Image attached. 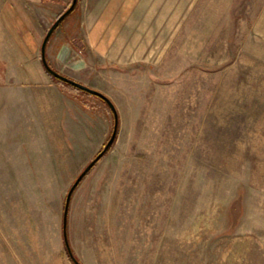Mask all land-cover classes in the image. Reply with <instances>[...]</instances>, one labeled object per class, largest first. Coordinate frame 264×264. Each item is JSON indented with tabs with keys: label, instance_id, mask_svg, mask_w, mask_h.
<instances>
[{
	"label": "rangeland",
	"instance_id": "rangeland-1",
	"mask_svg": "<svg viewBox=\"0 0 264 264\" xmlns=\"http://www.w3.org/2000/svg\"><path fill=\"white\" fill-rule=\"evenodd\" d=\"M50 1L58 14L71 3ZM59 25L50 44L65 42V59L51 47L48 64L117 114L70 195L77 260L264 264V0H77ZM4 54L41 80L2 96L14 131L0 147V264H73L65 197L114 116L49 76L39 48ZM10 96L26 100L21 131L2 116Z\"/></svg>",
	"mask_w": 264,
	"mask_h": 264
},
{
	"label": "crops",
	"instance_id": "crops-1",
	"mask_svg": "<svg viewBox=\"0 0 264 264\" xmlns=\"http://www.w3.org/2000/svg\"><path fill=\"white\" fill-rule=\"evenodd\" d=\"M50 2H51L50 0H0V100H1L0 107L2 106L3 103L2 101H4L6 98V97L2 98V96H4L5 94L4 91L5 85L7 84L21 85L27 83L28 80H32L36 82L38 80H41L38 79L37 76H28L26 74V70H22V67L20 68L19 63L13 64L12 66L18 67V69L15 70L14 72H10L8 69L12 66L10 63L4 62V59L6 58L4 53H9V52L33 53L38 48L40 50V44L47 28L50 26V24L54 21V18L57 17L59 13L58 7L55 8L48 5V3ZM83 21L87 22V19L83 18ZM86 25H87L86 41L88 42L89 45L92 46L96 43L95 41L96 38L92 34L93 30L91 31L90 28L91 26L88 23H86ZM58 28H61L60 25L56 29ZM50 42H51V37L47 40L46 43L45 56L48 50H50V48L52 47L51 50L54 51L56 58L58 60L59 58L65 59V57L59 55L61 50L63 52V47L65 45V42H61V40L58 41V39H55V41L52 42V45L50 44ZM47 57L48 56H46V58ZM24 68L25 65H23V69ZM7 99H9V101L12 100L11 96L9 98L7 97ZM9 101L7 103L8 108H3V112L5 113L4 114L1 113V114H3L2 116H4L5 114L8 113L9 116H15V118L16 116H18V121H19L18 130L21 131L22 130L21 115H25L24 112L26 107L25 97H23L22 103L21 100L19 101L18 110L15 108L13 102L12 101L9 102ZM6 111L8 112L6 113ZM5 128L6 126L3 119V122L2 123L0 122V132H6V135L4 137L0 136L3 138L0 139V144H1L0 147L3 148L4 146H7L10 148L11 147L10 140L8 139L10 133L9 131H14V126L8 123L7 131ZM7 157L9 159L10 155L8 154ZM0 158H1V163L3 164L7 163L6 161L9 162V160L3 155ZM5 158L7 160H5ZM54 258L55 260L58 259L57 257ZM21 262L20 264H44L41 258L39 259L38 257H35L33 255L31 256V259L29 260L24 259V261L22 263ZM48 264H53L51 263L50 259L48 260ZM58 264H67V262L63 258L62 262L59 261Z\"/></svg>",
	"mask_w": 264,
	"mask_h": 264
},
{
	"label": "water",
	"instance_id": "water-1",
	"mask_svg": "<svg viewBox=\"0 0 264 264\" xmlns=\"http://www.w3.org/2000/svg\"><path fill=\"white\" fill-rule=\"evenodd\" d=\"M77 0H71V3L69 4V6L63 10L55 19L54 21L50 24V26L47 28L43 39L41 41L40 44V60L41 63L44 67H46V69H48V71H50L53 75L55 76H59L63 79H66L67 81H69L72 85H75L79 88H81L82 90L92 93L94 95H97L98 97L102 98L111 108L113 116H114V124H113V129L111 132L110 137L108 138L107 142L105 143V145L103 146V149L84 167V169L80 172V174L76 177V179L74 180V182L72 183V185L69 187L66 197H65V201H64V208H63V215H62V229H63V237L64 240H66L65 234V227H66V212H67V207H68V203H69V199H70V195L74 189V187L77 185V183L79 182V180L81 179V177L86 173V171L94 164V162L99 159V157L102 155V153L111 145V143L114 140L115 134H116V129H117V114H116V110L114 105L112 104V102L108 99V97H106L104 94H102L101 92L90 88L82 83H79L73 79H68L62 75H60L58 72L54 71L49 65L48 62L46 60V56H45V47H46V43L47 40L49 38V36L51 35L52 31L54 30V28L57 26V24L73 9L75 3Z\"/></svg>",
	"mask_w": 264,
	"mask_h": 264
},
{
	"label": "trees",
	"instance_id": "trees-1",
	"mask_svg": "<svg viewBox=\"0 0 264 264\" xmlns=\"http://www.w3.org/2000/svg\"><path fill=\"white\" fill-rule=\"evenodd\" d=\"M67 5H68V3H67ZM59 15V14H58ZM68 15V14H67ZM66 15V16H67ZM65 16V17H66ZM64 17V18H65ZM63 18V19H64ZM62 19V20H63ZM62 20L57 24V26H59V24L62 22ZM56 26V27H57ZM55 27V28H56ZM51 36V35H50ZM49 36V37H50ZM49 39V38H48ZM49 65V64H48ZM50 66V65H49ZM43 68L45 69V71L49 74V76H51L52 78H55L59 83H61V84H64L63 86H65V87H68V89H72L71 91H76L77 92V90H81V91H83V92H85V93H87V94H92V93H89V92H86V91H84V90H82L81 88H79V87H77V86H75V85H72L69 81H67L66 79H63V78H61V77H59V76H55V75H53L50 71H48V69H46V67H44L43 66ZM54 70V69H53ZM55 71V70H54ZM57 72V71H56ZM59 73V72H58ZM60 75H62V76H64V77H66V78H68V79H71V78H69V77H67V76H65V75H63V74H61V73H59ZM92 95H94V94H92ZM95 96H97V95H95ZM102 99V98H101ZM103 100V99H102ZM84 104H86L85 102H83ZM110 108V107H109ZM110 110H111V108H110ZM111 112H112V110H111ZM109 148V147H108ZM108 148L103 152V153H105L107 150H108ZM102 153V154H103ZM102 156V155H101ZM65 237H66V234H65ZM63 240H64V237H63ZM64 245H65V248H66V253H67V255L69 256V258L71 259V261L73 262V264H81L78 260H77V258L75 257V255L73 254V252L71 251V249H70V247H69V245H68V241H67V238H66V240H64Z\"/></svg>",
	"mask_w": 264,
	"mask_h": 264
}]
</instances>
